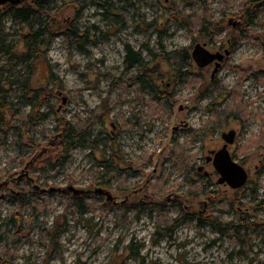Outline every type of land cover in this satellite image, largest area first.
<instances>
[{
    "label": "rangeland",
    "instance_id": "1",
    "mask_svg": "<svg viewBox=\"0 0 264 264\" xmlns=\"http://www.w3.org/2000/svg\"><path fill=\"white\" fill-rule=\"evenodd\" d=\"M37 1L44 3L41 18L51 31L35 38L39 22L30 28L12 17L10 4L0 5L3 262L264 264V148L247 146L262 133L264 81L244 78L243 73L264 70L260 37L264 33V0H94L78 13L72 6L74 0H21L15 6H34ZM47 1L53 5L49 11ZM174 4L181 5L185 16L207 9L212 19L223 22L222 31L205 35L195 29L189 34L167 21ZM241 9H249V17L254 18L247 26L249 17L240 15ZM72 23L91 43L78 44L81 49L71 43L66 31ZM242 30L246 33L240 35ZM127 43L139 54L130 68L125 60ZM27 44L33 49L28 51ZM196 44L204 45L210 53L229 52L213 78V62L203 67L193 62L191 52ZM180 49L189 56L186 69L191 77L176 83L175 70L158 54ZM29 52L27 61L11 60L13 53ZM144 70H155L154 84L175 100L172 110L152 105L149 96L139 95L132 87L130 79ZM26 81L47 103L39 111L45 115L29 130V137L21 139L10 129L13 116L8 109L27 115L28 107L18 105ZM214 83L235 91L231 97L223 91L216 100L219 109L225 103L232 109L238 105L239 113L237 119L229 117L216 129L210 126L206 131L215 97L205 92L214 90ZM61 121L87 123L93 148L77 146L63 162L44 170L46 159L56 162L58 158L55 153L49 157L47 150L28 170V176H21L25 164L53 140ZM197 130L200 133L195 137ZM228 130L236 131L228 151L248 172V181L240 189L218 185L215 170L204 162L209 151L222 147L221 134ZM27 144L40 147L35 151L30 148L20 157ZM179 153L185 157L181 164L193 168L188 181L180 162L172 159ZM112 154L118 163L104 165ZM32 186L56 190L35 198L34 203L43 207L40 211L35 210V204L20 208L7 200L10 193L32 191ZM67 187L86 192V213L75 211L70 192H61ZM98 188L110 192L116 204L95 194ZM16 212H21L24 220L19 227L9 221ZM185 215L195 219L184 220L171 230L172 220ZM212 217L222 222L240 221V233L221 235L208 225L199 226L197 219ZM53 223L57 229L66 223V230L52 243L46 233ZM163 224L167 227L160 237L157 230L161 233Z\"/></svg>",
    "mask_w": 264,
    "mask_h": 264
},
{
    "label": "trees",
    "instance_id": "2",
    "mask_svg": "<svg viewBox=\"0 0 264 264\" xmlns=\"http://www.w3.org/2000/svg\"><path fill=\"white\" fill-rule=\"evenodd\" d=\"M92 3L93 4L95 3L94 0H74L72 6L74 7L75 12L78 13V11L84 5L92 4ZM43 4L44 3L37 1L34 6L23 5L22 7H18V8L12 4H10L11 6H9V8L11 9L10 11L12 12V17L14 19L21 20L25 25H28L30 28H33V25L36 22L40 23L37 31L33 32L34 38L38 37V35L41 32L46 33L47 31L49 32L51 31L48 29L47 23L43 22L41 18V16L44 15L42 14ZM45 5L48 6L47 7L48 11L53 7V5L50 4V2L48 1L45 2ZM261 6L264 7V1L261 4ZM181 9H182L181 5L179 6V5L174 4L172 8L170 9L171 14L169 18L167 19V21H170L176 26L185 29L189 34L193 33L194 30L197 29L198 30L197 33H200V34L202 33L205 35H209L210 33L213 35H217L222 31V28L224 27V25L222 24L223 22L221 20H214L211 18V15L208 13L207 9H204L200 14L193 13V14H187L186 16L182 15ZM241 12H242V9H241ZM249 13H250V10L247 9L244 12H242V14L240 15H242L244 18L245 17L247 18L249 17ZM224 15L227 16L228 14L227 15L224 14ZM251 17H249V20L248 22L245 23V26H247L250 21L253 22L254 18H251ZM74 25L75 24L72 23L71 27L69 26V29L66 31V35L69 37L71 43L77 44L76 46H78V44L80 43H91L87 39V36L84 32L80 36V33L78 32L77 29L74 28L75 27ZM240 32H241L240 35H243L246 33V31H243V30ZM1 35L2 33L0 31V39H1ZM255 37H256L255 35H251V38L253 40H255ZM260 37H262L263 39L262 47L264 50V33ZM78 47L79 49H81L80 45ZM26 48L28 49V51L33 49L31 48V45L29 44H27ZM161 53L162 55L158 54L159 57L175 70L176 72L175 82L176 83H181L187 78L191 77V74L186 69L188 66L189 56L187 55L185 49L174 50L171 52H166L162 50ZM30 55H31L30 52L25 53V54L13 53L11 60L13 61V63L27 61ZM29 67L31 68V64L29 65ZM243 73H245L244 78L251 77V78H254L256 81H264V70L258 73H246V72H243ZM154 76L155 77L157 76V74L155 73V70H144L142 71V74H138L134 76V78L130 79V83L132 87L135 88V90L137 91L139 95L146 94L147 96H149L150 102L152 105H158V108L161 110L163 109L166 111L172 110V107L175 104V100H173V98L170 97V95H167L164 91H161L158 89V87L154 84V81H153ZM219 84L220 83H214L213 84L214 90H211L210 92H205V93L210 94V96L215 97L214 101L211 102L210 104L212 108L209 109L212 115H210L208 122L204 125V129H206V131H209L208 128L210 126H211V129H216L219 126V124L222 123V120L225 121L229 117H234L236 119L238 118V115L236 114V113H239L238 105H235V108L232 109L231 104L225 103L226 105L224 106V108H222L221 110L219 109L220 103L219 102L216 103V100H218L222 96V93H224L223 91H227L230 97L235 93V91L233 90L228 91L225 87L223 88ZM29 85L30 84L28 81H26L23 84L21 88L22 93L19 96V104H18V105H23V106L28 107L29 111L27 115L19 116L16 109H12V107L8 109L9 113L13 116V118L11 119L12 126L10 129H12L13 132H18L19 135L18 134L17 135L21 139L28 138L29 130L35 126L36 122L40 120L41 116L43 117L45 115V113H42L39 111L47 103L43 98H41L37 90L31 89ZM233 101L236 104L235 100ZM2 112L4 113V111ZM14 123H16L18 126L17 127L14 126ZM89 127L90 126L87 125V123L72 124L69 122L61 121L60 124L55 129V135H54L53 140L47 143V147L43 148L45 150L44 153H46L48 150L49 157H51V155L53 156V154L55 153V155L58 157L57 158L58 162L57 161L52 162V158H49L48 160L46 159L43 162L42 168L44 170H47L50 167H55L58 163L63 162L70 155L71 151L77 146L93 148V144H92L93 142L90 140L91 134L88 131ZM199 131L200 130H197L196 135L193 134V136L195 137L198 136V133H200ZM263 134H264V125L262 128V133L259 136H256L252 138L251 140H249V142L247 143V146H249L250 148L252 146H255V148H264V135ZM251 142H255L254 143L255 145H251ZM249 143L250 145H248ZM33 147L30 146L29 144H27L26 147H22L23 150L20 152V157H22L28 149L30 150L31 148V149H34L35 151L40 146L38 145V146H35L34 148ZM43 149L35 156L34 154L32 155L34 157H32V159L24 166V169L27 166L25 171L28 172V170L32 166H34L35 162L38 159H40V157H42L44 153L42 155H39V154L43 151ZM172 157H173L172 159L175 162L177 163L180 162L181 168H183L184 171L186 172L184 179L187 180L193 174V168L188 165L183 166L181 164V162H183L185 158L182 153H179L178 156H172ZM116 163H118V160L114 154H112L107 160L104 161V165L116 164ZM27 181L30 182V179L28 178ZM39 190L40 188L37 189L35 188V186H32V191L24 192L23 190L22 191L18 190L17 192H13L7 195V200L11 203H16L17 206L20 208L22 206H26V207H29L32 205L34 206L35 198L41 194ZM84 194L85 193H82V194H71L70 193L71 195L70 203L71 205H73L75 211L80 213L81 215L86 213V211L89 208L88 204L84 201V196H85ZM154 200H157V198H154ZM34 207L36 211L37 210L40 211L43 208L42 205L38 203L35 204ZM190 219H195V217H193L192 215H185L183 218L182 217L179 218L178 216L177 218L173 219L172 222L169 224L171 227L170 229L173 230L177 226H179L182 223V221L190 220ZM57 220L58 218H56L55 223L58 222ZM197 220H198L197 222L199 226L208 225L212 229L218 231L221 235L232 236L231 235L232 233L236 235L240 233L238 231L240 228L239 226H237L240 224V221L239 222L238 221L237 222H232V221L222 222L219 219L213 218V217L205 218L204 220L202 219H197ZM9 221L14 227L16 226L19 227L20 224L24 220L22 219L21 212L20 213L16 212L10 216ZM65 224L66 223H64L60 228L57 229V225L53 223V227L49 231H47L46 235L52 243L54 242L55 236L63 233L66 230ZM166 227H167L166 224H163L162 228H160L161 233L160 231L157 230V235L158 236L160 235V237H163L164 236L163 232L165 231ZM242 227L249 229L250 226L249 227L242 226ZM257 229H258L257 227H253V230H257ZM20 231L21 229L19 228L18 232ZM0 264H7L6 262H3V260L1 259V256H0Z\"/></svg>",
    "mask_w": 264,
    "mask_h": 264
},
{
    "label": "water",
    "instance_id": "3",
    "mask_svg": "<svg viewBox=\"0 0 264 264\" xmlns=\"http://www.w3.org/2000/svg\"><path fill=\"white\" fill-rule=\"evenodd\" d=\"M20 2L21 0H0V5H5V4L17 5ZM125 52H126L125 60L127 66L130 68L137 63L139 54L129 43L125 44ZM228 54L229 52L227 50H224L223 54L219 52L210 53L205 49L204 45L196 44L193 48L191 56L196 60V62H198V65L201 67L206 66L208 63L214 62V69L211 74V78H213L214 75L218 72L221 66V61L224 59V56H227ZM196 56H200V59L197 60ZM235 136H236L235 130H229L228 132H223L221 134V138L224 141L223 146L217 151H209V156H208V160L211 159L212 166L215 172L219 175L217 179V184L219 185L226 184L231 189H238L244 186L248 179L246 170L232 159L227 148L228 145L234 143ZM44 152L45 150L43 149V151L39 155H42ZM26 168L27 166L25 167V169ZM25 169L21 176L27 177L28 172L25 171ZM21 176H19L18 178H20ZM35 188L38 189L39 187L35 186ZM54 191H55L54 188H49L48 190L47 189L41 190V192L43 193L44 192L52 193ZM63 191L70 192L73 194L84 193V191L74 189L72 187H67ZM94 192L95 194H99V195L103 194L106 197L107 201L112 200V196L110 192H108L107 190L98 188Z\"/></svg>",
    "mask_w": 264,
    "mask_h": 264
},
{
    "label": "flooded vegetation",
    "instance_id": "4",
    "mask_svg": "<svg viewBox=\"0 0 264 264\" xmlns=\"http://www.w3.org/2000/svg\"><path fill=\"white\" fill-rule=\"evenodd\" d=\"M193 51V50H192ZM192 53V52H191ZM191 58H192V56H191ZM196 59L197 60H199L200 59V56H196ZM192 60H193V62L198 66V67H201V66H199L198 65V62H196V60L194 59V58H192ZM212 63V62H211ZM211 63H208L209 65L211 64ZM213 64H214V62H213ZM229 131V130H228ZM236 137V136H235ZM224 142V141H223ZM223 146V145H222ZM229 146V145H228ZM228 148V147H227ZM219 150V149H218ZM211 151H217V149L216 150H211ZM208 156H209V152H208V155H206L205 156V160H204V162H205V164H207V165H211L212 166V161H211V159L210 160H208ZM213 167V166H212ZM202 169H203V167L201 166V167H199L198 168V171L199 172H201L202 171ZM214 169V168H213ZM247 172V171H246ZM217 174V173H216ZM22 175V174H21ZM218 175V174H217ZM247 175H248V172H247ZM26 177V176H25ZM218 177H219V175H218ZM17 180L18 179H20V178H16ZM247 181H248V179H247ZM247 183V182H246ZM219 185V184H218ZM222 185H225V186H228V185H226V184H222ZM3 186H0V188H2ZM229 187V186H228ZM243 187V186H242ZM242 187H240V188H242ZM240 188H238V189H240ZM41 190L42 189H40L39 190V192L41 193V194H43V192H41ZM105 190V189H104ZM56 191V190H55ZM59 191V190H58ZM61 192L62 193H64V194H66V192H64L63 190H61ZM44 193H48V192H44ZM84 193H86V192H84ZM88 193V192H87ZM71 194H73V193H71ZM99 195V194H98ZM101 195H103V194H101ZM104 196V195H103ZM106 198V197H105ZM109 202H111V203H113V204H116V201H115V198L114 197H112V200L111 201H109Z\"/></svg>",
    "mask_w": 264,
    "mask_h": 264
}]
</instances>
